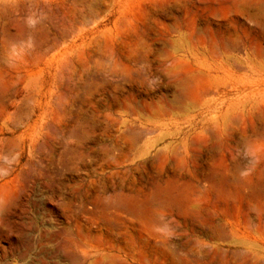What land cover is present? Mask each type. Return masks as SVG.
I'll return each instance as SVG.
<instances>
[{
	"label": "rangeland",
	"instance_id": "rangeland-1",
	"mask_svg": "<svg viewBox=\"0 0 264 264\" xmlns=\"http://www.w3.org/2000/svg\"><path fill=\"white\" fill-rule=\"evenodd\" d=\"M0 78V264H264V0H0Z\"/></svg>",
	"mask_w": 264,
	"mask_h": 264
},
{
	"label": "bare ground",
	"instance_id": "bare-ground-1",
	"mask_svg": "<svg viewBox=\"0 0 264 264\" xmlns=\"http://www.w3.org/2000/svg\"><path fill=\"white\" fill-rule=\"evenodd\" d=\"M23 59H24V58H23ZM23 77H24V76H23ZM0 79H1V78H0ZM0 81H1V80H0ZM179 81H180V80H179ZM184 83H185V82H184ZM3 84H4V83H3ZM177 85H178V84H177ZM180 85H181V84H180ZM183 85H184V84H183ZM185 85H186V84H185ZM4 87H6V86H1V88H3V89H4ZM187 87H188V86H187ZM189 87H190V86H189ZM1 88H0V102H1L2 100H4V98H6V97L3 96V94H4V93H7L6 90H8V89H5V92H4V90L1 89ZM178 88H179V87H178ZM192 88H193V87H192ZM9 89H10V88H9ZM182 89H183V88H182ZM190 89H191V87H190ZM1 90H2V91H1ZM175 90H176V89H175ZM183 90H184V89H183ZM186 90L188 91V89H186V86H185V91H186ZM181 91H182V90H181ZM177 92H179V91H177ZM192 92H193V91H192ZM191 94H192V93H191ZM7 95H8V93H7ZM188 95H189V94H188ZM5 96H6V94H5ZM176 96H177V95H176ZM176 98H178V97H176ZM176 98H175V99H176ZM184 98H185V97H184ZM178 100H179V99H178ZM176 101H177V100H176ZM23 102H24V101H23ZM178 102H179V101H178ZM1 103H2V102H1ZM28 103H29V102H28ZM1 105H2V104H1ZM22 106H23V105H22ZM146 106H147V105H146ZM147 108H148V106H147ZM149 108H150V107H149ZM2 109H3V112H2L1 114L4 115V116H7L6 108L3 106ZM22 112H23V111H22ZM16 113H17V112H16ZM16 113H15V114H16ZM17 114H18V113H17ZM19 115H20V114H19ZM12 116H13V114H12ZM19 122H20V121H19ZM13 124H15V123H13ZM14 126H16V125H14ZM76 128H77V127H76ZM93 129H94V128H93ZM87 130H88V129H87ZM75 131H76V130H75ZM71 132H73V131H71ZM76 133H77V132H76ZM82 133H83V132H82ZM88 134H89V132H88ZM74 135H75V133H74ZM77 135H78V134H77ZM72 136H73V135H72ZM137 136H138V135H137ZM75 138H76V137H75ZM78 138H79V137H78ZM15 141H16V140H15ZM7 142H8V141H7ZM10 142H11V141H10ZM10 142H9V143H10ZM12 142H14V141H12ZM79 142H80V141H79ZM135 142L137 143V141H135ZM136 143H135V144H136ZM6 144H7V143H6ZM10 144H11V143H10ZM7 145H8V144H7ZM17 146H18V144H17ZM17 146H16V148H17ZM4 148H5V147H4ZM7 148H8V147H7ZM14 148H15V147H14ZM17 149H19V147H18ZM132 149H133V147H132ZM11 150H12V149H11ZM4 151H5V150H4ZM5 152H6V151H5ZM5 152H4V153H5ZM11 152H12V151H11ZM8 155H9V153H8ZM158 156H159V154H158ZM237 166H239V165H237ZM235 168H236V167H235ZM236 171H237V170H236ZM238 171H239V170H238ZM233 173H234V172H233ZM236 173H237V172H236ZM235 175H236V174H235ZM239 175H240V174H239ZM233 176H234V175H233ZM234 177L238 178V177H240V176H238V177H237V176H234ZM216 178H217V177H216ZM257 178H258V177H257ZM259 179H260V178H259ZM220 180H221V179H220ZM235 180H236V179H234V181H235ZM246 180H247V179H246ZM152 181H154V180H152ZM156 181H157V179H156ZM211 181H212V180H210V182H211ZM240 181H242V180H240ZM260 181H262V179H261ZM163 182H164V181H163ZM223 182H224V181H223ZM223 182H222V183H223ZM230 182H231V181H230ZM235 182H236V181H235ZM154 183H155V182H154ZM228 183H229V182H228ZM228 183H227V184H228ZM236 183H237V182H236ZM240 183H241V182H240ZM256 183H257V182H256ZM155 184H156V183H155ZM187 184H188V183H187ZM223 184H224V183H223ZM229 184H230V183H229ZM244 184H245V183H244ZM246 184H247V183H246ZM261 184H262V182H261ZM261 184H260V185H261ZM153 185H154V184H153ZM215 185H216V183H215ZM239 185H240V184H239ZM185 186H187V185H185ZM219 186H220V185H219ZM225 186L227 187V185H225ZM225 186H224V187H225ZM230 186H232V182H231V185H230ZM242 186H243V184H242ZM152 187H153V186H152ZM171 187H172V186H171ZM179 187H180V186H179ZM220 187H221V186H220ZM247 187H248V186H247ZM253 187H254V186H253ZM253 187H251V188H253ZM256 187H258V186L256 185ZM173 188H174V187H173ZM184 188H186V187H184ZM241 188H243V187H241ZM241 188H239V189H241ZM174 189H175V188H174ZM178 189H180V188H178ZM234 189H235V188H234ZM181 190H182V189H181ZM222 190H223V189H222ZM225 190H226V189H225ZM228 190H229V189H228ZM241 190H242V189H241ZM243 190H244V188H243ZM251 190H252V189H251ZM253 190H254V189H253ZM178 191H179V190H178ZM233 191H234V190H233ZM235 191H237V190H235ZM166 192H167V191H166ZM170 192H171V190H170ZM170 192H168V193H170ZM226 192H228V191H226ZM239 192H240V191H239ZM252 192H253V191H252ZM262 192H263V191H262ZM171 193H172V192H171ZM240 193H242V191H241ZM164 194H165V193H164L162 190H159V189H158V191H157V189H156V192H155V193L153 192V195H152V196L150 195L151 197H148V199H147L148 202L146 203L147 205L144 206V207H146V209H148V211L150 212L149 214H151V215L153 214V215H154V213L156 212V210H154V209H155L154 207H156V205L159 206V205H161L163 202H165V204H166V200H167V199H165L166 196H165ZM180 194L182 195L181 192H180ZM185 194H186V193H184V195H185ZM228 194H229V193H228ZM261 194H262V193H261ZM176 195H177V194H176ZM187 195H188V194H187ZM231 195H232V194H231ZM235 195H236V194H235ZM237 195H238V194H237ZM239 195H240V194H239ZM252 195H253V193H252ZM256 195H257V194H256ZM258 195H259V194H258ZM258 195H257V196H258ZM164 196H165V197H164ZM219 196H220V195H219ZM227 196H229V195H227ZM254 196H255V195H254ZM254 196H253V197H254ZM260 196H261V195H260ZM262 196H263V195H262ZM262 196H261V198H262ZM169 197H170V195H169ZM186 197H187V196H186ZM220 197H221V196H220ZM231 197H233V196H231ZM236 197H237V196H236ZM118 199H119V198H118ZM171 199H173V198H171ZM257 199H258V198H257ZM132 200H134V199H132ZM132 200H131V201L129 200L128 202H130V203H128V202H127V199H126V200H125V199H121L120 202H118V205L120 204V205H123V206L125 205V206H126L127 203H128V204H131V205H133L134 208H137L136 210L138 211V213H137V212H135V213L140 214V212H139V208H140V204H141V203L138 201L139 199H136V200H135L136 202L138 201V202L140 203L139 205H138V204H135L136 202L133 203L134 201H132ZM142 200H143V199H142ZM261 200H262V199H261ZM182 201H183V200H182ZM186 201H187V200H186ZM143 202H144V201H143ZM167 203H173V202H167ZM182 203H183V202H182ZM109 204H110V203H109ZM111 204H112V203H111ZM128 204H127V205H128ZM131 205H129V206H131ZM166 205H167V204H166ZM170 205H171V204H170ZM177 205H178V204H177ZM180 205H181V204H180ZM183 205H184V204H183ZM187 205H188V204H187ZM163 206H164V203H163ZM185 206H186V204H185ZM113 207H114V206H113ZM121 207H122V206H121ZM126 207H127V206H126ZM144 207L142 206L141 208H144ZM160 207H161V206H159V208H160ZM116 208H117V207H116ZM118 208H119V207H118ZM122 208L124 209V207H122ZM170 208H171V207H170ZM185 208H186V207H185ZM126 209H127V208H126ZM187 209H188V208H187ZM115 210H116V209H115ZM141 210H142V209H141ZM117 211H118V210H117ZM123 211H124V210H123ZM131 211H132V209H131ZM143 211H144V210H143ZM148 211H147V212H148ZM157 211H158V210H157ZM181 211H182V210H181ZM183 211H184V210H183ZM120 212H122V211L120 210ZM147 212H145V213L147 214ZM188 212H190V211H188ZM188 212H187V213H188ZM124 213H125V212H124ZM179 213H180V212H179ZM131 214H132V213H131ZM141 214H142V212H141ZM143 214H144V213H143ZM143 214H142V215H143ZM190 214H191V213H190ZM190 214H189V215H190ZM132 215H133V214H132ZM142 215H141V216H142ZM147 215H148V214H147ZM153 215H152V216H153ZM180 215H181V214H180ZM180 215H179V216H180ZM187 215H188V214H187ZM145 216H146V215H145ZM148 216H150V215H148ZM155 217H156V216H155ZM169 217H170V216H169ZM186 217H187V216H186ZM140 218H141V217H140ZM157 218H158V217H157ZM142 219H143V218H142ZM150 219L152 220V218H150ZM137 220H138V219H137ZM146 220H147V219H146ZM151 220H150V221H151ZM140 221H141V220H140ZM142 222H143V221H142ZM145 222H146V221H145ZM148 222H149V221H148ZM145 225H147V223H146ZM154 225H156V224H154ZM154 225H153V226H154ZM157 225H158V224H157ZM151 226H152V225H151ZM156 227H157V226H156ZM156 227H155V228H156ZM151 229H152V228H151ZM156 229H157V228H156ZM153 230H154V229H153ZM193 232H194V231H193ZM153 233H154V232H153ZM156 235H157V234H156ZM211 235H212V234H211ZM161 238H162V237H161ZM155 239H156V237H155ZM163 240H164V239H163ZM163 243H164V242H163ZM160 244L162 245V243H160ZM194 246H195V245H194ZM168 247H169V246H168ZM169 249H170V248H169ZM190 249H191V248H190ZM111 250H112V249H111ZM121 251H122V250H121ZM151 251H152V250H151ZM160 251H162V249H161ZM171 251H172V250H171ZM192 251H193V250H192ZM125 254H127V253H125ZM152 254H153V253H152ZM171 254H174V253H171ZM175 254H176V253H175ZM175 254H174V255H175ZM177 254H178V252H177ZM188 255H189V254H188ZM176 256H179V255H176ZM176 256H175V258H176ZM184 256H185V255H184ZM146 257H147V256H146ZM180 257H181V255H180ZM180 257H179L178 261L180 260ZM181 258H182V257H181ZM194 258H195V257H194ZM111 259H112V258H111ZM115 259H116V257H115ZM183 259H184V258H183ZM183 259H182V260H183ZM195 259H196V258H195ZM195 259H194V260H195ZM155 260H156V259H155ZM162 260H163V259H162ZM162 260H161V261H162ZM182 260H181V262H183ZM113 261H114V260H113ZM197 261H198V260H197ZM201 261H202V260H201ZM100 262H101V261H100ZM175 262H176V260L173 259V264H174ZM181 262H180V263H181ZM184 262H185V260H184ZM115 263H116V262H115ZM140 263H141V262H140ZM147 263H148V262H147ZM155 263H156V262H155ZM180 263H177V262H176L175 264H180ZM189 263H190V262H189ZM195 263H197V262H195ZM195 263H194V264H195ZM142 264H143V263H142ZM156 264H157V263H156ZM160 264H161V263H160ZM183 264H184V263H183ZM185 264H187V263H185ZM192 264H193V262H192Z\"/></svg>",
	"mask_w": 264,
	"mask_h": 264
}]
</instances>
